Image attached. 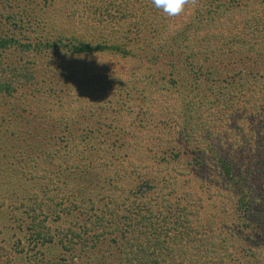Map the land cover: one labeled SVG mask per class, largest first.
Listing matches in <instances>:
<instances>
[{"label":"trees","instance_id":"1","mask_svg":"<svg viewBox=\"0 0 264 264\" xmlns=\"http://www.w3.org/2000/svg\"><path fill=\"white\" fill-rule=\"evenodd\" d=\"M27 1L0 0V151L43 182L32 247L62 250L24 264H231L236 233L178 189L194 166L252 210L262 238L241 264H262L263 147L244 130L264 105V0H198L174 19L151 0ZM48 211L73 219L52 233Z\"/></svg>","mask_w":264,"mask_h":264},{"label":"rangeland","instance_id":"2","mask_svg":"<svg viewBox=\"0 0 264 264\" xmlns=\"http://www.w3.org/2000/svg\"><path fill=\"white\" fill-rule=\"evenodd\" d=\"M26 4H29L27 0H15L12 7L18 10V8L25 7ZM258 67L264 69V61ZM246 112L248 111L246 110ZM31 120V124H33V119ZM244 120V118L240 119L237 114L236 122L243 123ZM259 123H262L263 127H260ZM11 124L13 125L14 121ZM26 127L24 124L20 128L18 126L19 133L23 134ZM247 130L254 131L253 143L256 139L260 140L262 146L259 148L262 149L263 147L264 156V137L261 135L264 132V105L255 111L252 126L250 128L247 126L244 133H247ZM243 152L244 160L245 158L248 159L250 154L248 149L243 150ZM237 154V158H239L240 152H237ZM132 157L136 158V162H143L141 155H137V152H134ZM20 170V167L14 168L13 161L8 157H2L0 151V249L7 251L6 254H0V264H24L25 260L31 256H36L35 258L38 259L57 258L61 254L60 250H62L56 239L49 244L39 241L38 243L41 245L38 244L37 247H32L33 244L28 237L29 219L26 210L27 206L32 203L34 193H39L38 198L44 195L43 182L40 183V181L32 179L29 174L22 176ZM217 180L218 176L216 174L204 170L199 171L196 166L189 167L185 175L178 176V189L179 191L191 189L201 195L203 197L202 218L210 217L215 220V225L217 228L224 229V234L234 235L236 233V239L234 240L236 242L232 247L233 260L231 264H241L252 258L249 254L244 253L243 248L251 246L255 240H261L262 237L256 231V222L248 225V214L252 216V210L250 209L248 214H244L242 208L236 207L234 198L227 193L226 185L223 184L222 187L217 185ZM259 181L263 183L261 185V196L264 197V180ZM89 183L91 182L89 181ZM217 190L221 191L218 193ZM66 205H69V203H66ZM72 219L73 217L68 214H62L60 218H57L56 213L48 211L46 224L52 233H56L58 229L69 225ZM259 244L258 248L264 253V242H259ZM66 257L70 258V256ZM74 260L75 262L78 261L77 259ZM72 262L70 261V264ZM262 264H264V259H262Z\"/></svg>","mask_w":264,"mask_h":264},{"label":"clouds","instance_id":"3","mask_svg":"<svg viewBox=\"0 0 264 264\" xmlns=\"http://www.w3.org/2000/svg\"><path fill=\"white\" fill-rule=\"evenodd\" d=\"M151 3L168 19L183 17L198 6V0H151Z\"/></svg>","mask_w":264,"mask_h":264}]
</instances>
